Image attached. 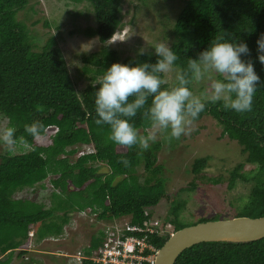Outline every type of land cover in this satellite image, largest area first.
Masks as SVG:
<instances>
[{"label":"trees","instance_id":"1","mask_svg":"<svg viewBox=\"0 0 264 264\" xmlns=\"http://www.w3.org/2000/svg\"><path fill=\"white\" fill-rule=\"evenodd\" d=\"M72 1L91 4L97 26L87 32L98 36L102 45L99 50L82 56L81 71L89 79L82 90L77 88L58 37L53 35L41 43L18 18L29 6V0H0V114L8 118V126L16 127L17 137L23 138L18 144L22 148L29 146L23 153L0 154V264H13L16 253L19 261L14 264H33L34 258L25 260L30 254L27 248L31 239L41 242L63 236L74 213L89 209L106 225L91 235L90 244L83 249L81 264H103L98 259L103 255L101 250L110 232L120 234L122 239H144L148 247L141 255L155 259L156 252L169 238L156 225H153L154 232L149 230L154 208L163 199L171 200L165 222L172 223L175 230L189 226L180 220L185 200L171 199L163 175L164 165L159 163L166 140L151 144L147 151L137 146H120L108 140L107 124L95 122V92L100 87L96 83L104 71L117 62L155 63L157 55L145 52L143 56L121 58L120 53L108 45L125 25L126 0ZM142 1L138 14L151 6L149 0ZM175 1L181 4L179 10H175L179 14L170 30V47L178 59L169 72L171 79L167 81L164 74L167 83L163 87L174 85L176 72L186 69L188 59L196 58L216 35L227 33L247 42L250 48V54L242 59L252 60L261 78L252 111L237 113L226 109L223 102L209 103L196 121L204 116L215 118L223 129L222 137L237 141L246 155L244 161L230 171L226 191L233 190L238 180L251 186L237 199H225L227 204L219 206L230 211V219L262 217L264 64L258 60L256 41L264 33V0ZM133 122L142 135L150 128L139 113ZM33 123L42 125L43 132L29 135L25 126ZM49 129L55 130L50 135L51 141H40L49 134ZM179 140L170 138V145L174 146ZM83 145H92L93 151L73 159ZM210 160V155L197 157L190 170L199 174ZM246 164L254 167L246 172ZM209 180L218 184L224 177ZM46 181L53 187L49 207L39 201L36 194L46 187ZM26 189L34 190V195L23 194ZM196 189L197 184L192 183L186 190ZM208 203L216 206L213 201ZM127 217L129 221L121 223L120 219ZM203 221L207 220L196 223ZM128 226L134 229H127ZM140 264H151V261L144 259ZM175 264H264V238L246 243L202 242L185 249Z\"/></svg>","mask_w":264,"mask_h":264},{"label":"rangeland","instance_id":"2","mask_svg":"<svg viewBox=\"0 0 264 264\" xmlns=\"http://www.w3.org/2000/svg\"><path fill=\"white\" fill-rule=\"evenodd\" d=\"M142 2V0L125 1L123 7L125 25L108 42L110 47L120 53L121 58L135 56L140 48L155 54L154 47L160 43L170 46L172 40L170 30L179 14L175 10H179L178 5L181 3L175 0H149L151 6L138 14L137 11L142 6ZM18 18L28 25L41 43H45L53 35L58 37L59 46L68 61L77 88L84 89L89 79L81 71L84 65L82 56L97 51L102 46L98 36H92L87 32L89 28L97 26L91 4L75 3L72 0H29V6L19 13ZM170 76L171 73H167L166 80L171 79ZM210 83L209 80L194 82L192 90L195 94H199L204 88L209 87ZM6 127H8V118L0 114V130ZM191 127L190 133L182 136L174 146L170 145L167 134L158 137L157 141L166 140L159 154V163L164 165L163 175L167 179V192L172 200H185L186 207L180 216V220L185 224L191 225L200 220L230 219V211L224 210L225 207L219 205L227 204V200L237 199L251 186L248 182L238 180L233 190L226 191L230 171L243 162L246 155L237 141L222 137L223 129L212 116L202 117ZM54 131L49 129V134L42 136L40 141L50 142V135ZM28 148L29 146L22 148L20 144H17L12 153H23ZM91 150H93L92 146L83 145L73 159ZM7 151L4 146H0V154ZM208 155L212 156V160L205 170L199 174L190 170L197 157ZM253 167L251 164H246L244 171L248 172ZM221 176L224 177L222 183L215 184L209 180L210 177ZM192 183L197 184V189L186 190L192 187ZM45 184L46 187L39 189L36 194L38 200L49 207L53 187L49 181ZM23 194L33 196L34 190L26 189ZM210 201H213L216 206L208 203ZM170 205L171 200L163 199L154 208V217L151 222L158 221L164 225ZM128 219L127 217L120 220L121 223H125L129 221ZM105 225L106 222L99 221L97 214L90 209L87 212L74 213L63 236L48 238L41 242L31 239L30 246L27 248L30 251L28 255L30 259L25 258V260L30 261L34 258L33 264H81L80 257L84 247L90 244L91 235L103 229ZM15 261H19L17 253L13 258V264Z\"/></svg>","mask_w":264,"mask_h":264},{"label":"clouds","instance_id":"3","mask_svg":"<svg viewBox=\"0 0 264 264\" xmlns=\"http://www.w3.org/2000/svg\"><path fill=\"white\" fill-rule=\"evenodd\" d=\"M256 43L258 60L264 64V33ZM154 49L158 57L155 63H113L96 83L100 87L95 92V122L109 126L108 140L120 146H137L147 151L151 144L157 142L159 135L167 134L169 138L179 140L189 134L191 126L209 103L223 102L226 109L237 113L252 111L261 78L254 62L242 59V56L250 54L247 42L227 33L216 35L196 58L188 59L186 69L176 72V83L169 87H163L167 83L164 74L173 69L178 56L169 44L160 43ZM144 54L145 49L140 48L137 55ZM204 80L211 81L210 86L195 94L193 83ZM138 113L150 125L144 135L133 122ZM43 130L38 123L25 126V131L31 136ZM16 131L15 126L0 130V146L10 153L23 140L17 137ZM173 226L165 222L159 229L170 237L176 231ZM30 236L33 237L32 231Z\"/></svg>","mask_w":264,"mask_h":264},{"label":"water","instance_id":"4","mask_svg":"<svg viewBox=\"0 0 264 264\" xmlns=\"http://www.w3.org/2000/svg\"><path fill=\"white\" fill-rule=\"evenodd\" d=\"M264 238V216L208 220L176 230L157 251L155 264H175L187 248L202 242L246 243Z\"/></svg>","mask_w":264,"mask_h":264},{"label":"built area","instance_id":"5","mask_svg":"<svg viewBox=\"0 0 264 264\" xmlns=\"http://www.w3.org/2000/svg\"><path fill=\"white\" fill-rule=\"evenodd\" d=\"M152 221V220H151ZM150 221V231L154 232L153 225L160 228V223L158 221ZM134 229V227L128 226L127 229ZM121 235L110 232L108 234L107 240L105 241V246L101 250L103 255L98 260L103 261V264L113 263V264H140L144 259L150 260L151 264H154V258L151 256L143 257L142 252L148 247V244L144 239H139L135 237H127L122 239ZM83 256L80 257L82 259ZM135 261H138V263Z\"/></svg>","mask_w":264,"mask_h":264}]
</instances>
